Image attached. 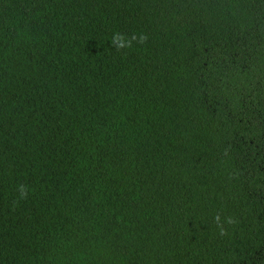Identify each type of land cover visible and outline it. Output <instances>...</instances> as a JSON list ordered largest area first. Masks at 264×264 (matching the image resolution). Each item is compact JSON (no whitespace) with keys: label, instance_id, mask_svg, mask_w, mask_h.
I'll list each match as a JSON object with an SVG mask.
<instances>
[{"label":"trees","instance_id":"obj_1","mask_svg":"<svg viewBox=\"0 0 264 264\" xmlns=\"http://www.w3.org/2000/svg\"><path fill=\"white\" fill-rule=\"evenodd\" d=\"M0 264H264V0H0Z\"/></svg>","mask_w":264,"mask_h":264},{"label":"clouds","instance_id":"obj_2","mask_svg":"<svg viewBox=\"0 0 264 264\" xmlns=\"http://www.w3.org/2000/svg\"><path fill=\"white\" fill-rule=\"evenodd\" d=\"M134 40H138L139 43H144L147 40V36L141 34L139 37H137L135 34L132 35L131 39L126 38L121 33H114L113 37L111 39V44L117 49V51L122 50L124 48H130L132 47V42ZM18 191L21 193V199L27 198V188L24 185H20L18 188ZM215 221L217 224V227L220 229V234H225V229L223 228V225L221 223V217L217 215L215 217ZM227 223L232 224L235 221L229 217L227 218Z\"/></svg>","mask_w":264,"mask_h":264}]
</instances>
